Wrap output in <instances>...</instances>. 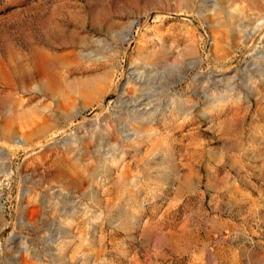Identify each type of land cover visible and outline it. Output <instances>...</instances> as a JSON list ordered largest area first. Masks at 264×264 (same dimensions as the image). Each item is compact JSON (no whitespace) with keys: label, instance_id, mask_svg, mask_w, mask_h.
Segmentation results:
<instances>
[{"label":"rangeland","instance_id":"obj_1","mask_svg":"<svg viewBox=\"0 0 264 264\" xmlns=\"http://www.w3.org/2000/svg\"><path fill=\"white\" fill-rule=\"evenodd\" d=\"M0 264H264V0H0Z\"/></svg>","mask_w":264,"mask_h":264}]
</instances>
